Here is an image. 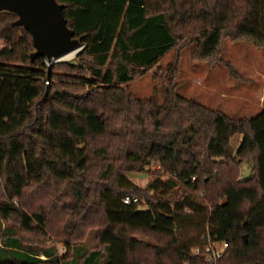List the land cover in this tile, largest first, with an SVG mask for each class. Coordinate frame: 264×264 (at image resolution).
Wrapping results in <instances>:
<instances>
[{"label": "trees", "instance_id": "obj_1", "mask_svg": "<svg viewBox=\"0 0 264 264\" xmlns=\"http://www.w3.org/2000/svg\"><path fill=\"white\" fill-rule=\"evenodd\" d=\"M56 1L85 46L50 66L0 11V264H205L208 235L218 264H264V109L229 116L176 82L189 47L239 80L222 46L264 48V0ZM148 73L160 100L130 89Z\"/></svg>", "mask_w": 264, "mask_h": 264}, {"label": "rangeland", "instance_id": "obj_2", "mask_svg": "<svg viewBox=\"0 0 264 264\" xmlns=\"http://www.w3.org/2000/svg\"><path fill=\"white\" fill-rule=\"evenodd\" d=\"M3 41L0 40V48ZM192 47L182 51L180 59V74L176 80L177 92L186 98H192L196 102L210 109L219 110L229 116L253 117L264 109V48L254 47L248 42L232 43L226 40L222 46L221 58L228 62L239 75L237 80L230 76L228 68L215 63L209 65L206 62L191 59ZM173 52H168L159 62V66L165 68L171 62ZM63 60L61 62H68ZM156 81L148 73L130 84V89L137 98L154 97L160 100L159 89L156 90ZM240 136L233 139L238 145ZM251 165L243 163L242 175L250 174ZM146 169L143 173H128L127 178L136 186L144 188L153 177L149 176ZM179 187V186H178ZM144 203L143 200H141ZM3 222H1V225ZM94 232H90L84 242L78 247L91 248L94 245ZM58 254L63 250L62 244H57ZM44 259V255L39 254Z\"/></svg>", "mask_w": 264, "mask_h": 264}, {"label": "water", "instance_id": "obj_3", "mask_svg": "<svg viewBox=\"0 0 264 264\" xmlns=\"http://www.w3.org/2000/svg\"><path fill=\"white\" fill-rule=\"evenodd\" d=\"M64 8L56 0H0V11L17 16L12 26H22L30 33L35 48L30 58L43 57L48 66L78 49L76 56L85 46L67 27Z\"/></svg>", "mask_w": 264, "mask_h": 264}, {"label": "built area", "instance_id": "obj_4", "mask_svg": "<svg viewBox=\"0 0 264 264\" xmlns=\"http://www.w3.org/2000/svg\"><path fill=\"white\" fill-rule=\"evenodd\" d=\"M125 204H138L137 197L126 196L124 199ZM146 208V207H144ZM227 243L217 240L214 237L206 236L205 242L201 246L192 248V255L199 258L205 264H218V260L227 248ZM189 262H183L182 264H188Z\"/></svg>", "mask_w": 264, "mask_h": 264}, {"label": "bare ground", "instance_id": "obj_5", "mask_svg": "<svg viewBox=\"0 0 264 264\" xmlns=\"http://www.w3.org/2000/svg\"><path fill=\"white\" fill-rule=\"evenodd\" d=\"M77 51H78V49H76L74 51H71V52H69L67 54H64L61 57H58L57 60H59V61L70 60V59H72L75 56V54L77 53Z\"/></svg>", "mask_w": 264, "mask_h": 264}]
</instances>
